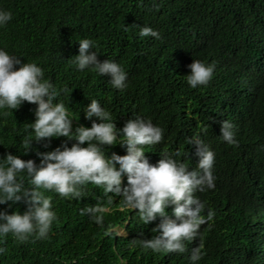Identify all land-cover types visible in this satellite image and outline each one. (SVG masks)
Returning a JSON list of instances; mask_svg holds the SVG:
<instances>
[{"label": "trees", "instance_id": "1", "mask_svg": "<svg viewBox=\"0 0 264 264\" xmlns=\"http://www.w3.org/2000/svg\"><path fill=\"white\" fill-rule=\"evenodd\" d=\"M0 9L12 14L0 27V48L41 67L73 128L91 126L83 108L95 99L117 128L141 116L162 129L160 144L143 146L150 163L166 152L195 169L189 139L214 153V187L194 193L205 204L201 215L211 209L214 218L200 226L197 239L184 242V253L142 249L141 239L158 235L160 218L145 225L118 197L87 184L81 199L41 190L51 199L56 221L43 239L18 243L10 234L0 239V264H189L193 247L202 252L197 264H264V0H0ZM141 26L156 30L160 39L140 37ZM81 38L94 42L98 60L122 67L124 91L114 89L106 75L80 72L70 63ZM192 60L214 65L206 85H187ZM35 107L24 102L7 115L0 112V157L10 152L39 163L37 151H51L66 140L33 141L27 154L21 152ZM222 120L233 125L235 145L219 138ZM103 151L124 154L118 144ZM125 182L122 177V186ZM86 205L104 208L101 225L81 215ZM0 208L10 214L26 205Z\"/></svg>", "mask_w": 264, "mask_h": 264}, {"label": "clouds", "instance_id": "2", "mask_svg": "<svg viewBox=\"0 0 264 264\" xmlns=\"http://www.w3.org/2000/svg\"><path fill=\"white\" fill-rule=\"evenodd\" d=\"M11 19V12L0 9V27ZM138 35L160 39V34L147 26H141ZM77 43L78 54L70 61L77 71L106 75L111 86L119 91L128 87L127 74L117 62L97 59L92 40L81 38ZM187 68L186 83L196 88L208 83L214 65L192 60ZM58 95L53 84L44 78L41 67L0 48V112L7 115L24 102L36 105L34 120L24 128L27 136L20 141L22 151H17L27 154L33 141L66 138L51 151H37L39 163L10 152L0 157V205L11 207L21 201L26 205L23 212L13 210L10 214L0 208V239L9 234L18 243L30 237L45 238L57 217L51 199L41 190L54 192L63 199H81L84 186L91 184L102 188L105 195L118 197L122 207L135 210L145 225L160 218L154 227L158 235L141 239L142 249L153 253H184V242L197 239L200 226L214 218L211 209H207L206 216L201 215L205 204L194 195L214 187L213 151L202 141L189 139L188 143L195 145V169H188L166 152L160 153V159L154 164L150 163L143 146L158 145L163 137L162 129L151 119L134 116L117 128L110 112L92 99L83 108L84 118L91 121V126L73 128L65 103L54 102ZM219 138L228 145L236 144L229 121L219 122ZM68 141L74 142L69 146ZM116 144L124 149V154L105 155L104 146ZM122 177L126 180L123 186ZM169 206H172L171 218L166 212ZM104 211L102 207L87 205L80 210L81 215L89 216L97 225L103 223ZM201 258L200 248L193 247L189 264H197Z\"/></svg>", "mask_w": 264, "mask_h": 264}, {"label": "rangeland", "instance_id": "3", "mask_svg": "<svg viewBox=\"0 0 264 264\" xmlns=\"http://www.w3.org/2000/svg\"><path fill=\"white\" fill-rule=\"evenodd\" d=\"M120 233H122V231H119Z\"/></svg>", "mask_w": 264, "mask_h": 264}]
</instances>
